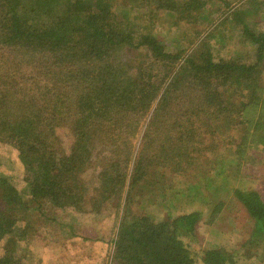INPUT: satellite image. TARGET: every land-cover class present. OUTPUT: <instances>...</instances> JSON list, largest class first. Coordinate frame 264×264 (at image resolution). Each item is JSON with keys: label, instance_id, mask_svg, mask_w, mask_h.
<instances>
[{"label": "trees", "instance_id": "trees-1", "mask_svg": "<svg viewBox=\"0 0 264 264\" xmlns=\"http://www.w3.org/2000/svg\"><path fill=\"white\" fill-rule=\"evenodd\" d=\"M236 2L0 0V146L16 154L25 187L0 171V264L36 258L26 215L46 206L79 214L112 207L114 264H235L234 252L196 250L200 212L155 221L134 203L167 173L184 177L211 163L208 151L219 145L235 154L231 168L246 157L259 164L264 28L254 0ZM214 13L222 19L212 26ZM183 22L188 47L172 48L164 33ZM228 24L249 47L243 56L218 57L209 40L219 31L224 39ZM8 162L0 158V168ZM233 197L252 222L243 247H261V192L237 188Z\"/></svg>", "mask_w": 264, "mask_h": 264}, {"label": "rangeland", "instance_id": "rangeland-1", "mask_svg": "<svg viewBox=\"0 0 264 264\" xmlns=\"http://www.w3.org/2000/svg\"><path fill=\"white\" fill-rule=\"evenodd\" d=\"M230 1L233 6H237L238 0ZM243 1L246 0H240ZM253 4L258 9L253 18L261 21L259 25L264 28V0H254ZM219 6L222 7V3L215 7V12ZM218 17L219 15L214 13L216 21L212 26L222 19ZM204 22L209 23L206 20ZM167 25L168 23L164 24L165 27ZM228 26L231 29L220 27L222 31L228 30L224 39H219V31L209 40L217 49L218 57H226L227 52L231 56H243L249 47L241 41L239 29L229 24ZM191 34L187 22H183L177 30H166L164 36L169 44L172 43V48L180 43L183 47H188ZM206 35L204 31L199 38ZM257 155L259 164L256 167H252L253 161L246 157L238 170L230 165L234 162L235 154L228 147L216 146L207 154L211 163H202L196 170L194 167V171H191H196L197 176H192L190 172L184 177H174L167 173L166 181L162 182L160 187L153 188L154 193L144 190L141 198L134 203L137 204L134 211L144 213L155 221H162L167 216L175 217L198 211L202 215V221L199 224L200 240L196 250L224 249L238 255L233 260L235 264H264V255L256 256L264 253V245L243 247L251 238L252 222L233 197L234 189L243 188L257 189L264 199V151L258 152ZM0 158L3 162L12 161L8 162V166H2L0 171L13 178L12 181L23 193L25 187L22 183V169L17 163L16 154L11 149L0 146ZM87 178L90 183L98 185L95 183L94 172H89ZM152 197H155V200H152ZM219 203L220 210L213 215L214 206ZM46 209L45 214H41L35 207L27 210L26 216L29 217L26 222L37 230L27 240L28 249L36 257L28 261L30 264H114L111 259V241L118 230L119 218L116 219L117 215L112 207L99 214L64 212L49 206H46ZM23 224L26 223H21L22 226ZM195 264L202 263L197 261Z\"/></svg>", "mask_w": 264, "mask_h": 264}]
</instances>
